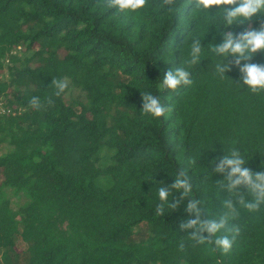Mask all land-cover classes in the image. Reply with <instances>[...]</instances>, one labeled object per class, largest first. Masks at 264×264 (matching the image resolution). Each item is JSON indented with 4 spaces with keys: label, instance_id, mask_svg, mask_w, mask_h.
<instances>
[{
    "label": "trees",
    "instance_id": "obj_1",
    "mask_svg": "<svg viewBox=\"0 0 264 264\" xmlns=\"http://www.w3.org/2000/svg\"><path fill=\"white\" fill-rule=\"evenodd\" d=\"M228 7L177 0L169 11L147 0L119 12L103 0H0V144L10 147L0 149V191L28 197L14 210L1 191L0 264H264V205L240 208L230 223L241 234L227 254L179 229L189 198L209 216L226 211L225 176L215 166L231 150L264 172V91L242 83L234 58L211 51L226 32L259 30L264 8L229 26ZM196 39L200 63L189 65ZM222 60L232 64L223 78L215 70ZM249 62L264 65V52ZM178 66L192 83L162 90ZM64 78L69 87L57 97L52 81ZM142 92L170 110L144 114ZM180 169L192 192L159 216L158 189ZM179 198L173 190L169 201Z\"/></svg>",
    "mask_w": 264,
    "mask_h": 264
},
{
    "label": "clouds",
    "instance_id": "obj_2",
    "mask_svg": "<svg viewBox=\"0 0 264 264\" xmlns=\"http://www.w3.org/2000/svg\"><path fill=\"white\" fill-rule=\"evenodd\" d=\"M164 6L172 11L177 0H161ZM103 3L110 9L119 12L138 11L143 9L147 0H103ZM195 7L211 8L212 6L227 5L233 6L225 8V20L227 25L232 26L237 17H244L250 20L253 16L264 8V0H194ZM223 42L219 45H212L211 51L218 57L234 58V64L239 68L242 83L249 87L253 93L264 91V65L255 63H242L251 61L258 52H264V25L259 30H251L240 33L239 35L231 32L223 34ZM202 45L199 39L191 44L189 65L200 63ZM216 73L225 77L227 72L232 70L231 63H224V60L215 65ZM192 83L191 73L183 66H178L165 73L160 88L162 90L177 91L182 86H188ZM52 87L55 88V96L59 97L69 87V81L64 79H53ZM144 114H150L153 117L160 118L170 109L165 107L161 99L150 93L142 92ZM47 103L51 105L53 100L48 98ZM29 104L34 109L42 107L39 97H32ZM215 163V162H214ZM246 162L241 153L233 149L230 154L225 155L215 166V172L223 174L225 179L218 184L229 193V198L223 201L225 212L217 216H209L202 206L199 199L189 198L186 203L185 212L188 219L181 220L179 229L181 232H187L188 237L196 244H211L216 250L227 254L232 250L233 244L241 234V228L238 224L230 223L238 219L240 208L249 212H257L264 205V172L254 173L251 169L245 167ZM226 182V183H225ZM246 188L251 200L245 198L241 192ZM180 193L179 200L169 201L172 191ZM192 192L191 178L188 173L180 169L175 176V182L166 186L161 183L158 189L160 203L156 206L155 213L164 216L165 206L178 209L181 203L190 196ZM235 202H234V199ZM239 205V207H237ZM205 215L207 218L205 219ZM185 245L180 244V250L183 251Z\"/></svg>",
    "mask_w": 264,
    "mask_h": 264
},
{
    "label": "rangeland",
    "instance_id": "obj_3",
    "mask_svg": "<svg viewBox=\"0 0 264 264\" xmlns=\"http://www.w3.org/2000/svg\"><path fill=\"white\" fill-rule=\"evenodd\" d=\"M17 51H21V48H17ZM14 52H16V50H14ZM8 63H9V61L6 60L5 65ZM5 76H6V69L4 68L3 71L0 73V78H5ZM3 108H4V103L0 98V112H3ZM0 149L2 152H5L8 149H10V147L6 143H1ZM1 191H3V194L8 197V199L10 201V206L14 210H16V209H18V207L24 205L28 200V197L24 192H14L10 188H5V189H2ZM1 191H0V197H1Z\"/></svg>",
    "mask_w": 264,
    "mask_h": 264
}]
</instances>
